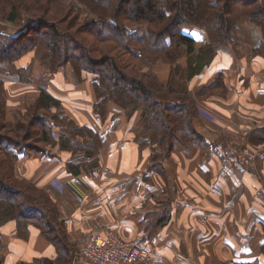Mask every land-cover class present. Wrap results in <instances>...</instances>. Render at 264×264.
<instances>
[{
    "label": "crops",
    "instance_id": "1",
    "mask_svg": "<svg viewBox=\"0 0 264 264\" xmlns=\"http://www.w3.org/2000/svg\"><path fill=\"white\" fill-rule=\"evenodd\" d=\"M188 30L195 51L180 61L197 107L188 127L196 139L179 141L169 152L146 144L153 132L141 127V110L128 115L111 102L103 120L94 108L92 81L71 86L58 77L66 82L68 99L64 103L57 95L58 111L63 107L68 120L91 125L103 144L97 159L92 157L94 168L77 175L68 162L85 158H74L60 141L17 154L18 182L12 187L23 191L22 208L43 212L54 228H43L47 221L32 215L0 219V264L54 260L65 246L72 264L76 241L105 229L148 244L150 264H264V55L255 52L263 34L260 28V36L246 39L250 53L230 42L214 43L207 53L205 28ZM7 65L0 64L11 71ZM159 65L153 74L170 77V64ZM5 80L10 100L32 95L33 101L40 93L34 81ZM232 147L255 151V168L229 155Z\"/></svg>",
    "mask_w": 264,
    "mask_h": 264
},
{
    "label": "trees",
    "instance_id": "2",
    "mask_svg": "<svg viewBox=\"0 0 264 264\" xmlns=\"http://www.w3.org/2000/svg\"><path fill=\"white\" fill-rule=\"evenodd\" d=\"M78 1L89 12L76 10L72 0H0V20L17 24L24 15L30 17L29 24L19 34L0 33V64H10L42 43L54 53V62L59 68L55 75L68 79L66 66L71 63L80 80L92 81L94 108L103 120L110 114L111 102L128 115L141 110V127L153 132L145 136L143 142L153 146L161 144L167 152L175 143L197 137L196 131L188 128L197 107L187 90L186 69L179 61L183 55L195 51V39L183 28H205L209 41L203 51L212 53L214 43L234 39L241 17L247 16L262 29L263 40L255 52L264 55V0ZM84 12L94 15L84 16L81 22ZM140 22L147 25L133 27ZM113 41L114 45H103ZM139 45L143 50L136 49ZM182 46L186 49L181 52L178 48ZM118 47L128 56L127 60L114 53ZM150 55L170 64V77L161 79L143 70L142 60ZM133 60L141 61L137 69L130 68ZM61 104V99L48 86L40 87L39 95L27 107L29 122L13 126L14 121L20 119V113L13 110L10 117L6 80L0 78V130L14 134H0V151L5 153L4 157L0 156L1 220L32 215L47 221L48 226L43 228H54L52 219L43 212L25 211L21 199L23 191L12 187L17 182L13 179L17 154L39 151L43 147L29 142L35 135L38 142L44 144L60 141L74 158L85 157L77 163L68 162L69 171L75 175L96 165L101 147L99 134L91 125L61 118L58 111ZM40 108L45 109L47 115L39 114ZM35 127L37 130L32 131ZM69 257L66 246L65 249L58 247L54 260L47 258L23 264H67Z\"/></svg>",
    "mask_w": 264,
    "mask_h": 264
},
{
    "label": "rangeland",
    "instance_id": "3",
    "mask_svg": "<svg viewBox=\"0 0 264 264\" xmlns=\"http://www.w3.org/2000/svg\"><path fill=\"white\" fill-rule=\"evenodd\" d=\"M72 2H73V5L75 6L76 10H79L80 12H82L81 10L88 11L86 9V7L81 2H79L78 0H72ZM242 10H245V9L243 8ZM88 12L82 13L83 16L80 19L81 22L84 20V16L89 17V16L94 15L93 13H88ZM29 21H30V17H27L26 15H24L23 20H21V22H17L16 25H18L17 27H19V28H26V26L29 24ZM240 21H241V23L240 22L238 23V26H240V29L238 27V32L234 37V39H236V40L239 37L238 40L241 42L240 46H239L238 42L237 43L235 42L234 39H231L228 41V42L232 43V45L239 47V49L245 47L246 41H248L246 39H248L252 36L256 38L257 36H260V34H261V33H259V30L261 27L255 23L251 22L247 16L241 17ZM253 24H255L256 26H254ZM146 25H147L146 23L140 22V23H135L133 27H145ZM183 30L189 32V30L185 27L183 28ZM261 31H262V29H261ZM85 34L86 33H83V35H85ZM138 36H139V34L136 35V38ZM113 43H114V41L112 43L106 42V43H103V45H114ZM218 43H220V42H218ZM35 46L36 47H34L33 50L22 55L19 59L10 63L9 66L7 65V67L12 68L11 71H10V69H8V71H7L6 68L4 69L3 66H0V78L2 80H5L6 78H8V79L12 78V79H15L14 80L15 82H22V83H32L31 81H34V83H37L35 85L37 88H40L43 86H46V87L50 86L51 87L50 89L56 95L59 94L61 96V99H63V102L65 103L64 99H67L66 98L67 92H66V89H64V84L66 82L65 81L64 82L59 81L58 75H55V73L59 70V68L57 69L58 66H56V65H58V63L54 62V53L49 48L44 47V45L42 43H37ZM182 48H183V46L178 48V49L181 50V52H182L183 51ZM136 49L143 50V48L140 45ZM250 51L251 50H249V48H246V47L244 48V50L241 49L242 53L243 52H249L250 53ZM96 53L99 54L100 52H96ZM114 53L115 54L117 53V55H120V58L122 60L123 59L127 60V58H128V56L124 52H122L119 47L116 49V52H114ZM253 53L254 52L252 51V54ZM150 56H151L150 58L146 57L145 59L142 60L143 62H142L141 66H142L143 70H145L147 73L153 74L152 69L154 68V66L159 67L160 66L159 64L163 63L164 60L157 59L152 55H150ZM122 60H121V62H123ZM180 60L181 59H179V61ZM140 62L141 61H138V60L134 61L133 60V63L130 64V68L131 69L132 68L137 69L140 65ZM150 68H151V70H150ZM126 70H128L129 73H131V70H129V69H126ZM66 73L68 74L67 80L69 81V83L72 84L71 86H74L73 82H76V80L78 83L83 82V81H80V78H78V76L74 72L71 63H69L66 66ZM83 73H84V75H87V74H85V72H83ZM32 85H33V83H32ZM72 95H74V94H72ZM7 96H8V94H7ZM31 96L29 95V96H26L24 99H19V100H10V108H9L10 117H12V111L13 110L14 111L17 110L20 113V114L18 113L19 114L18 116L20 119L17 121H14L15 123H13V126H18L19 124H22V123L26 124L27 122H29L28 121L29 114H28V112L26 113L25 108L27 110V107L29 106L28 104H30L29 102L32 101V98H34V96H32V97ZM72 100H73V98H72ZM61 109L63 110V112H61V111L59 112L61 114V118L63 117L65 120L68 121V118L65 116L63 107H61ZM116 111H121V109L119 108ZM38 112H39V114L45 113L47 115V112L45 109L40 108L38 110ZM69 124L72 126L71 122ZM72 128L75 129L73 126H72ZM33 130H37L36 127L33 128L32 131ZM3 133H5V134L10 133V134L14 135L12 132H10L9 130H6V129L0 130V134H3ZM16 136H18V135H16ZM81 137H79V138L81 139ZM99 139H100V142H102L100 135H99ZM29 142L34 143V144L37 143L36 145H38V146H42L44 144V143L38 142V136L37 135H35L33 139L29 140ZM167 142L170 143V141H167ZM101 144H103V143H101ZM2 153H3V155H2ZM0 156H2V157L5 156V153L2 152V150L0 151ZM82 158H85V157H82ZM13 179H17V178L13 177ZM17 182H18V180H17ZM34 193L38 194V191L34 190ZM80 242L81 241H76L75 247L71 253L72 254V264H87L85 262V260H83L80 256L76 255V257H75L76 251L79 249Z\"/></svg>",
    "mask_w": 264,
    "mask_h": 264
},
{
    "label": "built area",
    "instance_id": "4",
    "mask_svg": "<svg viewBox=\"0 0 264 264\" xmlns=\"http://www.w3.org/2000/svg\"><path fill=\"white\" fill-rule=\"evenodd\" d=\"M201 113L210 118L212 114L205 109ZM229 155L238 157L244 164L255 168L257 153L251 149H229ZM87 264H150L153 250L143 241L125 239L112 229L94 232L85 236L76 251Z\"/></svg>",
    "mask_w": 264,
    "mask_h": 264
},
{
    "label": "water",
    "instance_id": "5",
    "mask_svg": "<svg viewBox=\"0 0 264 264\" xmlns=\"http://www.w3.org/2000/svg\"><path fill=\"white\" fill-rule=\"evenodd\" d=\"M22 28L15 27L14 24L0 20V33L4 35H17Z\"/></svg>",
    "mask_w": 264,
    "mask_h": 264
}]
</instances>
